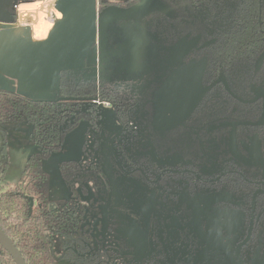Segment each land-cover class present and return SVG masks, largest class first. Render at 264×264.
Here are the masks:
<instances>
[{
    "label": "flooded vegetation",
    "instance_id": "obj_1",
    "mask_svg": "<svg viewBox=\"0 0 264 264\" xmlns=\"http://www.w3.org/2000/svg\"><path fill=\"white\" fill-rule=\"evenodd\" d=\"M97 3L132 17L108 21L97 63L69 72L96 91L79 107L89 128L82 154L67 159L80 165L71 206L87 212L77 231L86 253L110 264H264V42L225 55L222 2L212 35L203 18L189 26L163 0ZM204 60L207 91L183 119L167 121L161 86ZM100 66L122 77L119 89L101 85ZM101 111L113 126L97 125Z\"/></svg>",
    "mask_w": 264,
    "mask_h": 264
},
{
    "label": "trees",
    "instance_id": "obj_2",
    "mask_svg": "<svg viewBox=\"0 0 264 264\" xmlns=\"http://www.w3.org/2000/svg\"><path fill=\"white\" fill-rule=\"evenodd\" d=\"M163 1L173 9L178 20L187 19L189 26H199L203 18L205 26L209 25L205 28L206 34L211 35L216 9L222 2L221 12L227 20L222 22L225 31L221 39L225 41L223 50L227 56L242 55L264 42V4L260 7L259 0ZM12 16L15 18L14 10ZM74 83H77L76 87ZM95 92L90 81L82 77L75 80L69 72L63 75L60 96L76 97L71 100H58L55 93L53 98L46 99L0 89V135L3 137L0 226L28 264H56L62 260L73 264H110L100 254L86 253L87 247L77 232L81 223L78 211L68 201L49 198L45 190L48 176L43 170V161L62 148L66 135L84 117L79 110L83 99H91ZM103 95L111 98L104 92ZM22 122L32 126L31 139L37 151L28 159L20 181L4 185L2 179L8 167L7 135ZM79 168V163L73 160H64L60 164L65 178ZM58 238L60 251L57 250ZM0 264H16L1 244Z\"/></svg>",
    "mask_w": 264,
    "mask_h": 264
},
{
    "label": "water",
    "instance_id": "obj_3",
    "mask_svg": "<svg viewBox=\"0 0 264 264\" xmlns=\"http://www.w3.org/2000/svg\"><path fill=\"white\" fill-rule=\"evenodd\" d=\"M14 1L0 0V21L14 20V16L6 10ZM97 4V0H57L55 8L62 16L54 22L47 38L43 40L32 37V27L29 24L0 28V69L19 85L53 92L59 96L65 73L82 72L87 65L97 63V41H101L108 21L132 17V10L109 7L99 11ZM186 49H189L188 45ZM205 67L206 61H200L175 71L163 83L158 105L161 115L165 118L168 114L171 115V119L167 121L176 123V120L183 119L207 91L208 88L202 84ZM57 99L71 100L75 97L59 96ZM97 118V125L113 126L111 121L107 123L105 111L97 112ZM0 244L16 264H28L1 226Z\"/></svg>",
    "mask_w": 264,
    "mask_h": 264
},
{
    "label": "rangeland",
    "instance_id": "obj_4",
    "mask_svg": "<svg viewBox=\"0 0 264 264\" xmlns=\"http://www.w3.org/2000/svg\"><path fill=\"white\" fill-rule=\"evenodd\" d=\"M56 1L57 0H20V1L15 0L14 3L24 4L23 9L32 8L30 10L25 11L26 14H32V15L30 16L27 15L28 17L23 21L25 23H30L32 27V37L34 39H35L34 34L39 32H37V30H35L34 28L35 24L33 18H35L36 16L38 17L41 16L44 21L45 27H49L50 23L54 25V22L59 18L58 16L59 11L55 8ZM33 9H36L37 12ZM13 10L15 11V9ZM145 10L147 12L149 11L148 8H145ZM143 12L145 11L144 10L140 11V13ZM0 23H1L0 28H4V26L2 25V23L4 22L0 21ZM49 32L50 31H48V34ZM42 37H44V35ZM42 37H39L40 38L39 40H42L43 39ZM155 56L157 55L150 54V56L148 57L146 56L145 58L146 60L149 61L152 58H155ZM150 66L146 65L144 66V68L151 69L152 67ZM6 76H9V79H5ZM98 80L100 81L102 86L117 90L120 88L119 84L121 83L122 77L113 74L107 70H103L102 67L100 66ZM0 89L13 90L17 93L30 96L33 98L50 99L54 97L53 92L41 91L19 85V83L16 80H14L8 73L2 71L1 69H0ZM85 119L86 118H83L80 126L77 129L73 130L71 133H68L66 135L62 148L59 151L53 153L48 159H45L43 161V170L46 172L48 176V181L45 190L49 198L52 200H56L60 202L68 201L70 202V204L73 205L75 192H74V188H72L74 178L71 179V177L73 176L74 172L71 171L70 174L66 175L67 177L64 178L62 172L60 171V164L65 159L66 160L78 159L82 154V146H83L82 137L85 130L89 129L87 128L88 123L85 121ZM14 127L15 128L11 129L7 135L8 156L6 158V161H8V167L2 179V184L4 185L6 184L14 185L15 183L20 181L21 177L23 176V171L26 167L28 159L37 151L31 139L32 136L30 131H32V126L29 123L22 122V123H18ZM2 138L3 137L0 135V160L2 158V153H1V149L3 146ZM69 179L71 180L69 181ZM84 179L85 178L83 176L82 181ZM76 206L81 219L80 227L81 229H83L88 224L87 212L83 211L82 209L83 206L81 204L80 205L76 204ZM59 240L60 239L58 238L57 240L58 251H60L61 248L60 247L61 242ZM56 264H73V263L62 260L57 262Z\"/></svg>",
    "mask_w": 264,
    "mask_h": 264
},
{
    "label": "bare ground",
    "instance_id": "obj_5",
    "mask_svg": "<svg viewBox=\"0 0 264 264\" xmlns=\"http://www.w3.org/2000/svg\"><path fill=\"white\" fill-rule=\"evenodd\" d=\"M23 8H24V4H21V6H20L21 13L25 12L26 10L32 9V8H29V9H23ZM33 10L36 11V9H33ZM31 11H29V12H31ZM26 15H29L30 16L32 14H26ZM58 16H59V18L61 17V13L60 12H59V15ZM33 20H34V24H35V26H34L35 30H37V32H39V33L34 34L35 35V39L36 40H39L40 39L39 37H42L43 35H44V37H42V38L45 39L47 37L48 31H50V29L52 28L53 25L50 23L49 27H45L44 26V21H43V19H42L41 16H39V17L36 16L35 18H33ZM41 33H43V34H41Z\"/></svg>",
    "mask_w": 264,
    "mask_h": 264
},
{
    "label": "built area",
    "instance_id": "obj_6",
    "mask_svg": "<svg viewBox=\"0 0 264 264\" xmlns=\"http://www.w3.org/2000/svg\"><path fill=\"white\" fill-rule=\"evenodd\" d=\"M20 6H21V4H17V3H14L13 4V8L15 9V13H16L15 14V18H14V20L12 22H4V23H2V25L4 26V28H7V27H17V26H21V25H25V24H29L30 25V23H25L23 21L28 16L26 15V12L21 13ZM96 101H97L98 104L101 103V100H99V99H96ZM105 103L107 104V102H105Z\"/></svg>",
    "mask_w": 264,
    "mask_h": 264
},
{
    "label": "crops",
    "instance_id": "obj_7",
    "mask_svg": "<svg viewBox=\"0 0 264 264\" xmlns=\"http://www.w3.org/2000/svg\"><path fill=\"white\" fill-rule=\"evenodd\" d=\"M5 79H9V76H6V78ZM15 128V127H14ZM13 129V128H12ZM30 133H31V131H30ZM83 138V137H82ZM82 141H83V139H82Z\"/></svg>",
    "mask_w": 264,
    "mask_h": 264
}]
</instances>
